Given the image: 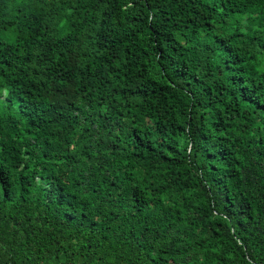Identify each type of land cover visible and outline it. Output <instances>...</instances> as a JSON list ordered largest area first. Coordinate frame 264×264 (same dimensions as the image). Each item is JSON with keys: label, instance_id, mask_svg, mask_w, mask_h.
Returning <instances> with one entry per match:
<instances>
[{"label": "trees", "instance_id": "obj_1", "mask_svg": "<svg viewBox=\"0 0 264 264\" xmlns=\"http://www.w3.org/2000/svg\"><path fill=\"white\" fill-rule=\"evenodd\" d=\"M0 264H264V0H0Z\"/></svg>", "mask_w": 264, "mask_h": 264}]
</instances>
